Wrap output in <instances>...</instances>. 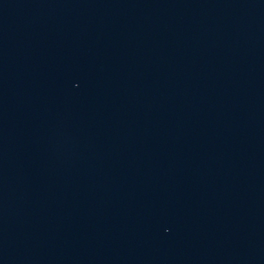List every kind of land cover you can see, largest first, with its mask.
<instances>
[{"label": "water", "instance_id": "95a60500", "mask_svg": "<svg viewBox=\"0 0 264 264\" xmlns=\"http://www.w3.org/2000/svg\"><path fill=\"white\" fill-rule=\"evenodd\" d=\"M0 264H264V0H0Z\"/></svg>", "mask_w": 264, "mask_h": 264}]
</instances>
